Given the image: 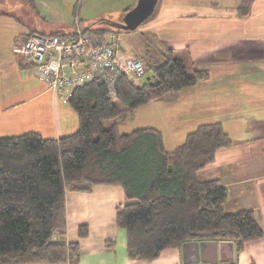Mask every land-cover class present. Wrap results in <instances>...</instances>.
<instances>
[{
	"label": "trees",
	"instance_id": "obj_1",
	"mask_svg": "<svg viewBox=\"0 0 264 264\" xmlns=\"http://www.w3.org/2000/svg\"><path fill=\"white\" fill-rule=\"evenodd\" d=\"M250 3L240 1L237 15L249 14ZM101 20L121 29V22ZM84 29L96 36L119 33V51L141 60L145 75L149 73L134 83L121 70L114 78L113 95L98 80L73 89L66 100L78 120L72 133L58 138L35 131L0 135V264H76L79 244L65 239V191H89L95 185H119L125 191L115 222L125 230L131 259H153L189 241H233L238 253L247 241L262 237L252 210L226 211L223 184L197 177L219 148L232 143L220 122L197 125L171 150L165 149L154 127L128 132L118 128L137 107L196 84L208 71L189 68L172 47L159 48L150 38L143 41L142 32V43L128 51L120 44L118 30ZM18 63L31 67L22 58ZM78 234L87 236V225H80Z\"/></svg>",
	"mask_w": 264,
	"mask_h": 264
},
{
	"label": "crops",
	"instance_id": "obj_2",
	"mask_svg": "<svg viewBox=\"0 0 264 264\" xmlns=\"http://www.w3.org/2000/svg\"><path fill=\"white\" fill-rule=\"evenodd\" d=\"M32 1L30 6L24 0L28 14L21 11L18 18L0 0V119L12 112L13 135L35 131L58 138L77 129V115L62 99V92L47 89L31 68H21L18 59L15 62L13 58L19 57L15 46L30 31H62V26L71 28L75 20L82 26L87 14L123 12L137 0ZM240 1L157 0L135 32L124 33L132 39L142 32L146 35L143 41L150 38L159 48L172 47L189 68L206 69L208 77L137 107L118 128L125 122L127 127L121 132L154 127L161 132L165 149L171 150L197 125L220 122L232 143L219 148L214 160L197 171V177L219 180L226 189L225 210H252L263 236L247 241L240 252L234 251L233 263L226 261L231 259L229 246L221 248V256L225 249L227 253L222 261H195L198 247L193 242L165 249L153 259H131L126 253L125 230L115 222L126 200L124 189L119 185H95L89 191L67 188L65 239L79 244L76 264H264V0H251L246 16L237 15ZM37 14L46 19L38 22ZM80 225H87V236H79ZM203 258L213 260L211 248L209 257Z\"/></svg>",
	"mask_w": 264,
	"mask_h": 264
},
{
	"label": "built area",
	"instance_id": "obj_3",
	"mask_svg": "<svg viewBox=\"0 0 264 264\" xmlns=\"http://www.w3.org/2000/svg\"><path fill=\"white\" fill-rule=\"evenodd\" d=\"M93 39L102 42L97 44ZM118 41L115 31L96 36L79 25L62 34L31 33L14 51L49 90L62 92L66 101L73 89L92 80L105 82L113 95L114 78L121 70L134 83L144 77L141 60L122 54Z\"/></svg>",
	"mask_w": 264,
	"mask_h": 264
},
{
	"label": "rangeland",
	"instance_id": "obj_4",
	"mask_svg": "<svg viewBox=\"0 0 264 264\" xmlns=\"http://www.w3.org/2000/svg\"><path fill=\"white\" fill-rule=\"evenodd\" d=\"M5 1H6L7 4L4 7L7 8V12L12 13V11H14V15H16L18 18L22 17L21 11H25L27 13V10H28L27 9V5H26L27 0H25L26 2H24V0H5ZM122 15H123V12H120V11H117V10L111 11L110 15L106 14L105 11H103L102 15L98 14V16H95L94 13L87 14L85 19H84V21L81 20V24H82V27H88L89 29H92L93 31L96 30L97 27H107V28H112V29L118 30L120 32V36H121V38H120L121 46L125 50H130L135 43H136V46L140 43V41H141V32L140 33H136V35H134L135 38L128 39V36L124 35V33L122 32L123 31L122 29L113 27L110 24H108V22H106L105 20H101V18H103V19H107L108 21L112 20L114 22H121V24H122L123 23V19L125 18V15H123V16ZM24 17L27 18V16H25V14H24ZM89 17H92V18H89ZM45 19L46 18L43 15L42 16L38 15L37 17H35V20H37L38 22H43V20H45ZM68 19L71 21L72 17H70ZM90 19H92V20H90ZM79 25L80 24H79L78 20H75L74 23H73V26L71 27L70 30H72L73 28H75L76 26H79ZM62 27H64V29L62 28L63 31H66V30H68L70 28L69 25H64ZM31 32L32 31H30L29 33H26L24 36H28ZM131 32H135V31H131ZM133 34H135V33H133ZM85 41H87V40H85ZM92 41L96 42L97 44H101V42H102V41H99L98 39H93ZM13 59L16 62V59H19V57L16 55ZM144 59L146 61H148V60L151 61V59L148 58V57H144ZM148 73L149 72L146 73V75L144 76L143 80L146 79V76H147ZM52 92H58V91H52ZM12 119H13L12 112L7 113L6 115H4V117L2 119H0V135H13L11 133H13V131L15 129V122L12 121ZM125 127H127V122L122 124L119 127V129L122 131L123 129H125ZM189 242H191V241H189Z\"/></svg>",
	"mask_w": 264,
	"mask_h": 264
},
{
	"label": "water",
	"instance_id": "obj_5",
	"mask_svg": "<svg viewBox=\"0 0 264 264\" xmlns=\"http://www.w3.org/2000/svg\"><path fill=\"white\" fill-rule=\"evenodd\" d=\"M157 0H137V3L134 7L129 9L124 15L125 18L123 19V23L121 24L120 28L126 31L134 30L139 24H141L153 11L154 6ZM196 244L197 248V256L195 261H208L211 263H216L217 261H222L223 258L220 254L221 248L225 246L230 247V257L231 259H226L229 263L234 262V242L233 241H226V240H219V241H191L185 242L182 244L184 247L189 243ZM205 246H208L212 249V256L214 257L213 260H205L202 256L203 250Z\"/></svg>",
	"mask_w": 264,
	"mask_h": 264
},
{
	"label": "flooded vegetation",
	"instance_id": "obj_6",
	"mask_svg": "<svg viewBox=\"0 0 264 264\" xmlns=\"http://www.w3.org/2000/svg\"><path fill=\"white\" fill-rule=\"evenodd\" d=\"M204 249H205V256H203V255L202 256L203 257H209V247L208 246H205ZM226 254L227 253H226V249H225L224 250V254L222 256H226ZM198 262L201 263L200 260Z\"/></svg>",
	"mask_w": 264,
	"mask_h": 264
}]
</instances>
